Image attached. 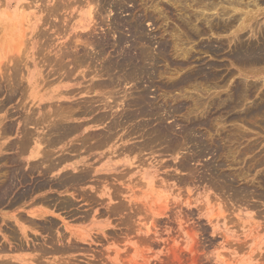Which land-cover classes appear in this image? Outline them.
<instances>
[{"label":"rangeland","instance_id":"obj_1","mask_svg":"<svg viewBox=\"0 0 264 264\" xmlns=\"http://www.w3.org/2000/svg\"><path fill=\"white\" fill-rule=\"evenodd\" d=\"M90 1L0 0V127L6 124L4 128H10L4 134L0 130V156L14 154L11 142L23 138L24 128L30 126L28 130L34 132V137L42 138L45 128L43 130L40 117L44 112L70 105L77 109L79 100L98 94L97 89L85 94L91 82L107 78L94 76L92 70L95 65L98 67V61L88 68L70 65L74 72L67 78L53 70V63L50 64L56 61V51L61 47L69 46V43L73 46L72 42L78 38L85 42V35H76L83 31L78 26L84 24L88 30V23L95 28V38L103 37L102 34L111 40L121 36L130 41L128 44L134 38L144 44L150 39L148 52L155 58L152 66L153 73L157 72L156 75L152 73L155 77L137 80L138 85L123 83L101 92L104 95L116 92L118 110L123 107L126 94L137 93L135 85L148 86L151 101L158 106L164 104L168 114H163V120L167 118L164 123L172 127L173 139L179 143H170L173 148L177 146L172 149L165 142H152L151 148L135 149L136 153L134 150L133 154H128L124 148L141 144L143 139L135 134L128 141L117 140L114 145L91 152L80 147L69 153L72 158L61 164L58 169L63 167L62 170L43 178L58 176L64 170L76 172L71 166L80 161H85L86 168L98 171L91 170L92 175L79 188L43 186L44 191L39 188L30 192L18 201L21 204L16 205L10 204L16 193L5 197L0 207V247H5L1 249L3 252L0 250V264H264V2L257 0L263 5L258 11L249 7L248 14L252 13L249 18L253 17L250 29L236 32L233 27L220 32L211 27L226 23L231 13L229 16L223 14L220 6L217 10L204 11V8L196 7L198 0H134L132 3L128 0H99L100 3L92 0V4ZM205 1L201 0V3ZM98 5L100 9L96 7ZM89 7L100 10L98 14L93 13V19L88 15ZM143 12L152 20L145 18ZM131 19L135 21L131 22ZM116 20L124 25L119 31L114 29ZM138 20L140 31L135 36L136 27H131ZM93 35L89 36L90 40ZM140 36L147 40L141 41ZM143 43L137 42L138 45ZM81 44L77 49L84 46ZM111 49L100 58L115 56ZM88 52L92 54L94 50L88 47ZM70 58L66 62H70ZM85 71L88 75L84 78ZM51 91L59 92V97L51 99ZM30 114L35 120L32 128L24 120L21 122L26 117L32 118ZM89 117L75 114L70 122H85ZM152 124L155 121L152 120ZM83 125L89 131L100 128H93V124ZM186 126L193 128L194 142L188 144L180 137ZM76 132L70 135L69 141L80 145L84 132L81 135ZM69 144L71 142L66 146ZM64 147L56 146V155L63 154ZM33 148L42 149V145L32 144L24 149L26 151H21L24 154L20 152L16 166L23 165L22 169L27 170L28 160H42ZM5 160L0 162V168L4 167L0 169V179L12 165ZM37 175L42 177L39 173L31 175L32 178L14 192L33 186ZM51 196L57 200H51ZM31 206L34 207L25 212ZM50 220L54 221V228L48 227ZM30 222L36 224V228ZM6 227H11L13 233ZM52 243L57 247L49 246ZM39 251H44L43 255Z\"/></svg>","mask_w":264,"mask_h":264},{"label":"bare ground","instance_id":"obj_2","mask_svg":"<svg viewBox=\"0 0 264 264\" xmlns=\"http://www.w3.org/2000/svg\"><path fill=\"white\" fill-rule=\"evenodd\" d=\"M35 1V0H34ZM92 1V0H91ZM90 1V3H91ZM94 1V0H93ZM101 1V0H100ZM137 1V0H136ZM135 1V2H136ZM143 1V0H142ZM177 1V0H176ZM197 1V0H196ZM264 2V0H262ZM99 2V0L97 1ZM127 2H134V0H128ZM153 2V1H152ZM199 2V0H198ZM198 2L196 3V7H200L201 9L204 8V11L205 10H217L216 8L220 6V8L222 9V13L223 14H226L227 16H229L230 14V18L229 20L226 22V23H222L223 25H218L217 26V23H216V26L214 27H211L212 30L215 29L216 31H220V32H225V31H228V30H231V28L233 29V27L236 29V32H239V31H242L243 29L245 28H248L250 29V23H251V20L253 19V17L250 15L252 13H249L248 12L250 11V6H252L253 9H256L258 11V9L260 8V6H263L262 3H260L259 1L257 0H253V1H245V0H206L205 2H202L201 3V0H200V3L198 4ZM100 3V2H99ZM144 3V2H143ZM92 4V3H91ZM104 4V3H103ZM123 4V3H121ZM198 4V6H197ZM264 4V3H263ZM151 5V4H150ZM157 5V4H156ZM176 5V4H175ZM43 6V5H42ZM121 6V5H120ZM144 6V5H143ZM149 6V5H148ZM68 7V6H67ZM99 8V5L96 6ZM103 7V5H102ZM89 7V11H88V15L90 17V19H93L92 15H94L93 13H97L100 11L99 9H93ZM149 8V7H148ZM162 8V7H161ZM159 9V8H158ZM251 9V10H253ZM261 9V8H260ZM142 10V9H141ZM148 10V9H147ZM146 11V9H145ZM134 12V11H133ZM220 12V11H219ZM230 12V13H229ZM253 12V11H251ZM102 13V12H101ZM137 13V12H136ZM144 13V12H143ZM257 13V12H256ZM100 14V13H99ZM135 14V13H134ZM140 14V12H139ZM145 14H148V13H144V17L145 18H148L149 15H145ZM221 14V15H223ZM248 14V15H247ZM257 14H260V13H257ZM133 15V13H132ZM136 15V14H135ZM221 15H220V18H221ZM51 17V16H50ZM110 17V16H109ZM137 17V16H135ZM197 17V16H196ZM258 17V15L256 16ZM87 18V16H86ZM117 18V17H116ZM115 18V19H116ZM138 18V17H137ZM136 18V19H137ZM150 18V17H149ZM255 18V17H254ZM121 19V18H120ZM135 19V18H134ZM140 19V17L138 18ZM144 19V18H143ZM151 19V18H150ZM224 19V18H223ZM152 20V19H151ZM93 21V20H91ZM124 21V20H123ZM132 21H135V20H132L131 19V22ZM89 21H87L88 23ZM129 22V21H128ZM153 22V21H152ZM223 22V20H222ZM122 22H120L119 20H116L115 21V26H114V29L116 31H119L121 30L120 28H122L124 25L121 24ZM124 23V22H123ZM139 20L138 22L136 21V25L135 26H132L131 28H134V34L136 36V33L138 31H140V27H139ZM254 23V22H253ZM90 23L87 24V26L89 27L88 30H86V26H84V24H81L80 26L78 27H81L82 28V32H77V35L76 37H78V35L81 37V35H85L86 36V39H85V42H83L82 40H80L81 38H78L75 43L72 42V45L71 46V43H69L70 45L69 46H65V47H61L60 49H58L56 51V61L54 62H50L53 63V65H51V67L53 68V70H58V72L61 74V76L65 75V77H70L71 74H73L72 72L73 69H71L69 66L70 65H73V67L75 68H79L81 66H86L88 68V66L90 67L91 65H95L97 64V61H98V67H96L97 65H95V69L92 70V72H95V75L94 76H99V77H102V76H106V80H103V81H98V82H91V84L87 87V90H85V94H89L91 91H94V90H98V94L93 96V97H85L82 101H78L77 105H78V108L77 109H73L72 108V105L70 106H65V107H60V108H56L54 109V112H44L41 117H40V121H42L43 123V130L45 128V131H43V135H42V138L38 139L36 137H34V132L33 131H30L26 128H22L23 131H24V135H23V138L21 136L22 139L20 140H16V141H13L11 142V148L14 149V154L10 155L11 157H6L4 155V157L1 155L0 156V162L1 161H4V159H7L11 162V166L8 167V173L6 172L3 176H1L2 178L0 179V207L2 204H4V198L9 196V194L11 193L14 194V201L10 199V201H13V202H10L11 205H16V204H21L18 203V201H20L22 199V197H24L26 194L30 193V192H34L36 190H38L39 188H42L43 186L46 187H49V186H54V187H65V186H74L76 188H79V186L81 184L84 183V180L86 178H88L90 175H92V172H97L98 170L97 169H94L92 167L90 168H86V164L84 165L85 161H80V162H75V164L73 166H71V168L74 170L76 169L77 171L76 172H72V170H64L63 172H60V174L58 176L56 175H53L52 177H49V179L47 178H43V177H47L49 174H52L54 173L55 171L59 172L61 169H58L62 163L64 162H67V161H70V157L69 153H71L72 151H76L81 148H84L86 150V152H91L95 149H101L102 147H106L110 144H115L117 143L118 141L117 140H124V139H127V141L130 139V138H133V135L137 134V136L139 135V137H142V141H141V144H136L134 146H129V147H125L124 148V151L127 150L128 154L129 153H134V150H142V149H149L151 148L150 145H152V142H165L166 144H170V143H174L176 144V140L173 139V135L174 133L172 132L173 129H171L172 127H169V125H166L164 122L167 120L164 121L163 120V114L165 115H168L167 112H166V108L164 107V104L163 106H158L156 104H154L153 101H151L150 99V91H149V87L148 86H136L138 85V83L140 82L139 80H142L144 78H147V80H150L152 79L153 76L152 73L154 71L153 69V65H154V60L155 58L152 57L151 53H149L148 51H150L151 49V45L148 46V44L151 42L150 39L147 41L148 43H143V42H140V39L139 41H137L136 38H133L135 40H131V44H128L130 43V41H126L123 37L121 36H118L116 37L114 40L112 38L109 39L106 36H104L102 34L103 37L101 38H95V34L93 35L94 31H95V28L94 26H89ZM129 24V23H128ZM141 24V23H140ZM127 25V24H126ZM134 25V24H133ZM67 26V25H66ZM128 26V25H127ZM131 26V25H130ZM129 27V26H128ZM127 27V28H128ZM113 28V27H112ZM125 28V27H124ZM252 28V26H251ZM114 30V31H115ZM131 30V29H129ZM142 30V29H141ZM234 31V30H233ZM133 32V30H132ZM143 32V30L141 31ZM251 32H252V29H251ZM43 33V32H42ZM262 33V32H261ZM264 33V32H263ZM133 35V33H131ZM139 34V33H138ZM93 35L94 38H91L90 40V37ZM259 35V33H258ZM262 35V34H261ZM88 36V38H87ZM114 36V35H112ZM145 36V35H144ZM92 37V36H91ZM110 37V36H109ZM131 37V35H130ZM141 37V36H140ZM111 38V37H110ZM141 41L142 40H145L143 39V37H141ZM76 39V38H75ZM127 39V38H126ZM258 39V38H257ZM110 40L112 42H110ZM147 40V39H146ZM145 40V41H146ZM261 40V39H260ZM80 43H79V42ZM144 41V42H145ZM259 41V39H258ZM263 40H261L262 42ZM137 42L139 44H144V45H138ZM75 45H74V44ZM80 44L82 45L81 43H83L84 46H81L79 47V49H77V46H80V45H76V44ZM175 43V42H174ZM48 44V43H47ZM67 44V43H65ZM147 44V45H146ZM170 44V43H169ZM176 44V43H175ZM140 46H142L140 48ZM261 46V45H260ZM259 48H262L260 47ZM263 46V45H262ZM88 47H91V50L93 51L94 50V53H90L88 52ZM150 49H149V48ZM63 48V49H62ZM111 49L113 48V52H115V56L111 55V56H108V57H103V58H100V56L102 57V55L106 54L107 53V49ZM175 48V47H174ZM254 48V47H253ZM264 48V47H263ZM62 49V50H61ZM167 49V48H166ZM172 49V48H171ZM176 50V49H175ZM252 50V49H251ZM259 50V49H258ZM261 50V49H260ZM259 50V51H260ZM38 51V50H37ZM110 51V50H109ZM108 51V52H109ZM165 51V50H164ZM247 51V50H246ZM245 51V52H246ZM258 51V52H259ZM112 52V53H113ZM152 52V51H151ZM178 52V50L176 51ZM244 52V51H243ZM248 52H249V49H248ZM257 52V54H259ZM166 53V51H165ZM175 53V52H174ZM264 53V51L262 52ZM93 54H95L94 56H92ZM110 54V53H109ZM114 54V53H113ZM256 54V53H255ZM72 55V57H71ZM164 55V53H163ZM162 55V56H163ZM166 55V54H165ZM262 55V54H261ZM71 57V58H70ZM154 57H156L154 55ZM44 58V57H43ZM47 58V57H46ZM46 58L44 60H46ZM70 58L71 61L70 62H66V59ZM73 58V59H72ZM260 59V58H259ZM69 60V59H68ZM158 60V59H157ZM256 60V59H255ZM48 61V60H47ZM52 61V60H50ZM186 61V60H185ZM264 61V60H263ZM48 63V62H47ZM49 64V65H50ZM186 64V62H185ZM17 65V64H16ZM93 65V66H94ZM48 66V64H47ZM82 68V67H81ZM11 69V68H10ZM153 69V71H152ZM19 72V71H18ZM91 70L88 72L90 73ZM14 74V73H12ZM155 74V73H153ZM157 74V72H156ZM155 74V75H156ZM85 75H88L87 74V71L84 72L83 76L84 78L86 77ZM90 75V74H89ZM4 76V74H3ZM18 76V75H17ZM6 80V79H5ZM137 80L139 81L137 83ZM153 81V80H152ZM151 81V82H152ZM131 83V82H135V87L138 91L136 94L133 95V93L127 95L126 94V100H123L122 101V104L123 107L120 108V109H116L117 107V102H115L118 97L115 96L116 92H112V94H106V92H104L106 95H104L101 90H106L108 88H111L110 90H112V87H117L118 85L120 84H123V83H126L125 85H128L127 83ZM150 82V83H151ZM154 82V81H153ZM1 83V82H0ZM129 83V84H130ZM158 83V82H157ZM14 84V83H13ZM141 84V83H140ZM148 84V83H146ZM1 85V84H0ZM7 85V84H6ZM134 85V84H133ZM143 85V84H142ZM160 85V84H159ZM158 85V86H159ZM152 86V85H151ZM168 86V85H166ZM171 86V85H170ZM14 87V86H13ZM121 87V86H120ZM164 87V85H163ZM174 87V86H172ZM84 88V87H83ZM86 88V87H85ZM84 88V89H85ZM170 88V87H169ZM164 89V88H163ZM162 89V90H163ZM168 89V87H167ZM172 89V88H171ZM170 89V90H171ZM120 90V89H119ZM133 90V88H132ZM135 90V89H134ZM173 90V89H172ZM171 90V91H172ZM16 91V90H14ZM71 90H69L70 92ZM83 91V90H82ZM123 91V89H122ZM176 91V90H175ZM2 92V91H1ZM68 92V91H67ZM66 92V93H67ZM107 92L110 93V91L107 90ZM136 92V91H135ZM50 93V96L51 99L53 98H56V96L59 97V92H49ZM48 94V93H47ZM46 94V95H47ZM153 94V93H152ZM248 94V92H247ZM244 95L246 96V94L244 93ZM125 96V95H124ZM128 96V97H127ZM152 97V96H151ZM155 97V96H154ZM167 97V96H166ZM44 98V97H41V99ZM153 98V97H152ZM109 99H111L112 102L109 101ZM113 99V100H112ZM121 99V98H119ZM125 99V98H124ZM128 99V100H127ZM157 99V97H156ZM181 99V98H180ZM153 100V99H152ZM165 100V98H164ZM6 101V100H5ZM125 101V102H124ZM160 101V100H159ZM162 101V100H161ZM167 101V100H165ZM114 102V106L112 105V103ZM163 102V101H162ZM175 102V101H174ZM4 104V102H2ZM67 103V102H66ZM116 103V104H115ZM169 103V102H168ZM172 103V102H171ZM170 103V104H171ZM176 104V103H174ZM116 105V106H115ZM121 105V104H120ZM194 105V103H193ZM192 105V106H193ZM209 105V104H208ZM207 105V106H208ZM213 105V104H212ZM2 106V105H1ZM54 106V105H53ZM122 106V105H121ZM129 106L130 109H129ZM176 106V105H175ZM178 106V105H177ZM184 106V105H183ZM75 107V106H74ZM115 107V108H114ZM133 107V109H131ZM167 107V106H166ZM173 107V106H172ZM185 107V106H184ZM187 107V106H186ZM198 107V106H197ZM227 107V106H225ZM119 108V106H118ZM196 108V107H195ZM118 111H116V110ZM178 109V107H177ZM180 109V108H179ZM192 109V108H190ZM173 110V109H171ZM186 110V109H185ZM189 110V108H188ZM32 111V110H31ZM76 111V113L74 112ZM183 111V110H182ZM194 111V110H193ZM192 111V113H193ZM168 112H171V111H168ZM189 112V111H188ZM191 112V111H190ZM33 113V111H32ZM120 113V114H119ZM174 113V112H173ZM187 113V111H186ZM35 114V113H34ZM75 114H80V115H85V116H90L89 119L85 122H81V123H76V124H73L70 122V120L75 116ZM170 114V113H169ZM172 114V112H171ZM170 114V115H171ZM191 114V113H190ZM33 116V114H30V116ZM188 115V113H187ZM186 115V116H187ZM27 116V115H26ZM29 116V115H28ZM31 116V117H32ZM23 117V116H22ZM25 117V116H24ZM191 117V116H190ZM189 117V118H190ZM141 120H140V119ZM19 119V118H18ZM39 119V117H38ZM37 119V121H38ZM185 119V118H184ZM4 120V119H3ZM23 122L26 123V125L28 124H32L33 125V117L32 118H29V117H26L25 119H21ZM152 120L155 121V124L153 125L152 124ZM3 122V121H2ZM168 122V121H167ZM182 122V121H181ZM184 122V120H183ZM187 122V121H186ZM194 122V121H193ZM202 122V121H201ZM200 122V123H201ZM209 122V121H208ZM217 122V121H216ZM9 123V122H8ZM12 123V122H11ZM39 123V121H38ZM170 123V122H169ZM200 123H197V124H200ZM212 123V122H211ZM5 124V123H4ZM15 124V123H12V125ZM23 124V123H22ZM35 124L34 123V130H35ZM83 124H93V128L94 127H97L99 126V130L98 131H89V130H86L87 127L83 128ZM168 124V123H167ZM178 124V123H177ZM196 124V123H195ZM9 126V124H7ZM32 125H31V128H32ZM192 125V124H191ZM206 125V124H205ZM2 126V125H1ZM6 126V124L4 125V127ZM11 126V124H10ZM9 126V127H10ZM22 126V125H21ZM171 126V125H170ZM178 126V125H177ZM193 126V125H192ZM199 126V125H198ZM208 126V125H207ZM215 126V125H214ZM1 128L0 127V130H2L1 134H4V133H7L10 128ZM16 127V126H15ZM175 127V125H174ZM180 127V126H179ZM194 127V126H193ZM200 127H202L200 125ZM199 127V128H200ZM183 128V127H181ZM21 129V131H22ZM195 129V128H194ZM213 129V128H212ZM37 130V129H36ZM84 130V131H83ZM119 130H122V133H118ZM181 130V129H180ZM179 130V131H180ZM197 130V129H196ZM12 131V130H11ZM10 131V132H11ZM17 131V130H16ZM22 131V132H23ZM76 132V131H79L78 132V135L80 133L81 135V132H84L83 133V136L81 137L80 141H81V144L80 145H77L75 142L73 141H69V137L70 135L73 133V132ZM193 131V128H188L187 126L184 127V129H182V132H181V138L183 139V143L185 142L186 144L188 143H191L194 142L192 140V137H191V133ZM120 132V131H119ZM177 132V131H176ZM179 132V133H180ZM195 132V131H194ZM14 133V132H12ZM21 133V132H20ZM77 133V132H76ZM173 134V135H172ZM209 134V133H208ZM212 134V133H211ZM41 135V134H39ZM38 135V137H39ZM77 136V134H75ZM202 135V134H201ZM207 135V134H206ZM215 135V134H214ZM195 136V135H194ZM1 137V136H0ZM204 137V136H203ZM223 137V136H222ZM3 138V137H2ZM8 138V137H7ZM1 139V138H0ZM15 139V138H14ZM209 139V138H207ZM224 139V137H223ZM222 139V140H223ZM9 140V139H8ZM78 140V139H77ZM205 140V139H204ZM225 140V139H224ZM223 140V141H224ZM12 141V140H11ZM210 141V140H209ZM220 141V139H219ZM218 141V142H219ZM226 141V140H225ZM231 141V140H230ZM7 142V141H6ZM68 142H71V144H69L70 146H66ZM196 142V141H195ZM202 141L200 140V143ZM217 142V143H218ZM75 143V144H74ZM157 143V144H158ZM172 143V145H173ZM178 143H179V140H178ZM177 143V144H178ZM207 143V142H206ZM224 143V142H223ZM32 144H34L35 146H39V145H42V149H39V148H33L34 150V153L36 155H40L42 157V160L40 159H37L36 161L34 162H31L30 160L29 161V167L27 170H23L22 169V166L21 167H18L16 166L17 163H19V159H18V156L20 155V152L21 151H26L24 149H28L29 146H31ZM131 144V143H130ZM133 144V143H132ZM176 144V145H177ZM185 144V145H186ZM195 144V143H194ZM205 144V143H204ZM225 144V143H224ZM7 145V144H6ZM128 145V144H127ZM160 145V144H158ZM163 145V144H162ZM172 145L170 144L169 146L172 147ZM182 145V144H180ZM184 145V146H185ZM215 145V144H214ZM2 146V145H1ZM9 146V145H8ZM7 146V147H8ZM56 146H61V147H64L65 149L62 150L63 151V154L61 155H56V153L54 152V148ZM155 146V144H154ZM165 146V145H164ZM195 146V145H194ZM196 146H198V144H196ZM210 146V144H209ZM216 146V145H215ZM5 147V146H4ZM10 147V146H9ZM170 147V148H171ZM177 147V146H174V148ZM181 147V146H180ZM200 147V145H199ZM198 147V148H199ZM202 147V146H201ZM223 147V146H222ZM121 148V147H120ZM167 148V147H166ZM172 147V149H174ZM215 148V147H214ZM249 148V147H248ZM8 149V148H6ZM169 149V148H167ZM205 149V148H204ZM1 150V149H0ZM3 150V149H2ZM66 150V151H65ZM122 150V149H121ZM136 150H135V153H136ZM201 150V149H200ZM8 151V150H6ZM118 149H117V153H118ZM123 151V150H122ZM121 151V153H122ZM144 151V150H143ZM169 151V150H168ZM251 151V150H250ZM23 152H21L22 154H24ZM65 152V153H64ZM79 152V151H78ZM127 152H124V153H127ZM139 152L140 154V151H137ZM203 152V151H202ZM222 152V151H221ZM231 152V151H230ZM6 153V152H5ZM26 153V152H25ZM80 153V152H79ZM121 153L119 154V156L121 155ZM132 153V154H133ZM200 153V151L198 152ZM233 153V152H232ZM85 154V153H84ZM115 154H116V151H115ZM99 155V154H98ZM117 155V154H116ZM216 155V154H215ZM32 156H35V155H32ZM75 156H78L75 155ZM138 156V155H137ZM226 156V155H225ZM23 157V156H22ZM40 157V158H41ZM75 158V157H74ZM112 158V157H111ZM240 158V157H239ZM31 159V158H30ZM134 159V158H133ZM141 159V158H139ZM222 159V158H221ZM235 159V158H234ZM5 160V162L7 161ZM40 160V161H39ZM89 160V159H88ZM99 161V159H98ZM229 161V160H228ZM238 161V160H237ZM236 161V162H237ZM240 161V160H239ZM117 162V161H116ZM231 162V161H230ZM233 162V161H232ZM258 162V161H257ZM9 163V162H8ZM183 163V161H182ZM234 163V162H233ZM261 163V162H260ZM259 163V165H260ZM81 164V165H80ZM95 164V163H94ZM129 164V163H128ZM185 164V163H183ZM182 164V165H183ZM216 164V163H215ZM214 164V165H215ZM258 164V163H257ZM264 164V163H263ZM10 165V164H9ZM26 165V164H24ZM80 165V166H79ZM130 165V164H129ZM187 164H185V167H186ZM93 166V165H92ZM217 166V165H216ZM25 167V166H24ZM188 167V166H187ZM256 167V166H255ZM4 167H1L0 169H2ZM66 168V167H65ZM103 168V167H102ZM206 168V167H205ZM215 168V167H214ZM225 168V167H224ZM252 168V167H251ZM222 169V168H221ZM255 169V168H254ZM6 170V171H7ZM91 170H93L91 172ZM4 173V172H3ZM35 173H39L40 176L42 177H36V180H34V184L33 186H29L27 189H24V190H20V191H15V189L17 187L20 188V184L22 183H25L27 182L30 178L31 175L35 174ZM259 173V172H258ZM219 174V173H217ZM108 176V174H106ZM214 175V174H213ZM230 175V174H229ZM236 175V174H235ZM102 175H100L101 177ZM220 176V175H219ZM98 177V176H97ZM104 177V176H102ZM244 177V176H242ZM259 177V176H258ZM95 178V176H94ZM215 178V177H214ZM224 178V177H223ZM239 178V176H238ZM241 178V177H240ZM225 179V178H224ZM221 180V179H220ZM243 180V179H242ZM32 182V181H31ZM87 182V181H86ZM216 184V183H215ZM224 186V185H223ZM261 186V185H260ZM220 187V185H219ZM244 187V186H243ZM22 188V187H21ZM20 188V189H21ZM44 188V189H45ZM75 188V189H76ZM237 188V187H236ZM59 189V188H58ZM243 190V189H242ZM41 191H44L43 188ZM227 191V190H226ZM39 192V191H38ZM37 192V193H38ZM63 192V191H62ZM61 192V193H62ZM222 192V191H221ZM36 193V192H35ZM55 193V192H54ZM80 193V192H79ZM51 194V193H50ZM83 194V193H82ZM37 195V194H36ZM262 195V194H261ZM29 196V194H28ZM264 196V195H263ZM31 197V195H30ZM48 197V195H47ZM52 197V196H51ZM248 197V196H247ZM13 198V197H12ZM27 198V196L25 197ZM39 198V197H38ZM37 198V199H38ZM92 198V197H91ZM238 198V197H237ZM46 199V198H45ZM51 200H55L56 198L53 196L52 198H50ZM40 200V199H39ZM43 200V199H42ZM49 200V197L48 199ZM47 200L46 203H47ZM57 200V199H56ZM61 200H64V199H61ZM237 200V199H236ZM26 201V199H25ZM36 201V200H35ZM38 201V200H37ZM59 201V200H58ZM71 201V200H70ZM44 202V201H42ZM51 202V201H50ZM49 202V203H50ZM32 204H34V202H31ZM39 203V202H38ZM48 203V204H49ZM54 203V202H52ZM58 203V202H57ZM64 203V202H63ZM67 203H69V201H67ZM72 203V202H71ZM31 204V205H32ZM36 204V203H35ZM42 204V203H41ZM45 204V202H44ZM42 204V205H44ZM59 204V203H58ZM58 204H56L58 206ZM61 204V203H60ZM59 204V205H60ZM52 205V204H51ZM63 205V204H62ZM29 206V205H28ZM53 206V205H52ZM70 205H68L69 207ZM9 207V206H8ZM20 207V206H19ZM26 207V206H25ZM3 208V207H2ZM11 208V206H10ZM9 208V209H10ZM45 208H47V206L45 205ZM63 208V207H62ZM66 208V206H65ZM64 208V209H65ZM5 209V208H4ZM54 209V208H53ZM68 210V208H66ZM2 210V209H1ZM58 210H60L58 208ZM4 211V210H2ZM6 211V210H5ZM9 211V210H8ZM6 211V212H8ZM42 211V210H41ZM5 212V213H6ZM17 212V211H16ZM13 214V213H12ZM18 214V213H17ZM22 213H20V216H21ZM4 215V214H3ZM16 215V213H15ZM19 215V214H18ZM23 215V214H22ZM37 215V214H36ZM8 215L4 216V218H6ZM24 216V215H23ZM22 216V217H23ZM41 216V214L39 215ZM42 216H44L45 218V215L42 214ZM41 216V217H42ZM47 216V215H46ZM2 217V216H0ZM21 217V218H22ZM48 217V216H47ZM50 218V217H49ZM26 221H27V217L25 218ZM30 219V217L28 218ZM56 219V218H55ZM24 220V219H23ZM46 220H48L46 218ZM45 220V221H46ZM4 223L5 220L3 219ZM7 221V220H6ZM41 221V220H40ZM44 221V220H42ZM41 221V222H42ZM44 221V222H45ZM53 221V220H52ZM51 220L48 221V227H53V222ZM9 222V221H8ZM25 222V221H23ZM35 222V221H34ZM43 222V223H44ZM31 223V222H30ZM33 223V222H32ZM30 224V225H34L33 224ZM39 223V222H37ZM7 224V223H6ZM9 224V223H8ZM29 224V223H28ZM57 224V223H56ZM15 225V224H14ZM38 225V224H37ZM9 226V225H8ZM16 227V226H15ZM38 228H41L39 227V225L37 226ZM8 228V227H6ZM31 228V227H30ZM34 228H36V224L34 225ZM54 228V227H53ZM9 231L11 230V232L13 233L12 231V228L9 227L8 228ZM43 229V228H42ZM14 230V229H13ZM45 230V229H44ZM4 231V230H3ZM42 233V231H40ZM10 233V232H9ZM15 233V232H14ZM25 233H26V230H25ZM6 234V233H5ZM17 235H19L18 233H16ZM15 234V236H17ZM48 234V233H47ZM9 235V234H8ZM26 235V234H25ZM50 235V234H49ZM10 236V235H9ZM12 236V235H11ZM14 236V237H15ZM63 236V235H62ZM18 237V236H17ZM21 237V236H20ZM27 237V236H26ZM25 238V237H24ZM48 238V237H47ZM9 239V237H8ZM15 239V238H13ZM34 239V238H33ZM52 240V239H51ZM49 240V241H51ZM59 240V239H58ZM57 240V241H58ZM12 241V240H11ZM55 242V240H53ZM15 242V241H14ZM29 242V241H28ZM48 242V241H47ZM52 242V241H51ZM3 243V242H2ZM16 243V242H15ZM19 243V242H18ZM21 243V242H20ZM26 243V242H25ZM5 243H3L4 245ZM7 244V242H6ZM5 244V245H6ZM14 244V243H13ZM23 244V243H22ZM39 244V243H38ZM37 244V246H38ZM50 244V243H49ZM8 245V244H7ZM16 245V244H15ZM27 245V244H26ZM48 245V244H47ZM56 246V244H53L52 245H49V246H52L53 247ZM20 246V245H19ZM36 246V248H37ZM45 246V245H44ZM63 246V245H62ZM5 248L4 246H1L0 247V250ZM39 247V246H38ZM42 247V246H41ZM57 247V246H56ZM65 247V246H64ZM69 247V246H68ZM17 248V247H16ZM19 248V247H18ZM23 248V247H22ZM30 248V247H29ZM44 248V247H42ZM46 248V247H45ZM40 249V247H39ZM55 249V248H54ZM19 250V249H17ZM36 250V249H35ZM42 250V249H40ZM45 250V249H44ZM46 250H48L46 248ZM45 250V251H46ZM51 250V249H50ZM59 250V249H58ZM2 251V250H1ZM0 251V252H1ZM53 251V250H52ZM3 252V251H2ZM1 252V253H2ZM6 253V251H4ZM41 252H44V251H39ZM48 252H50L48 250ZM60 253V252H59ZM47 254V253H46ZM50 254V253H48ZM53 254V253H52ZM43 255V254H42ZM2 258V256H1ZM37 259V258H36ZM5 261V260H3ZM2 263V261H1ZM11 263V262H9ZM12 264H15V263H12ZM42 264V263H41Z\"/></svg>","mask_w":264,"mask_h":264},{"label":"crops","instance_id":"obj_3","mask_svg":"<svg viewBox=\"0 0 264 264\" xmlns=\"http://www.w3.org/2000/svg\"><path fill=\"white\" fill-rule=\"evenodd\" d=\"M32 207H34V206H31V207H29V208L27 207V209L25 210V212H26L27 210L31 209Z\"/></svg>","mask_w":264,"mask_h":264}]
</instances>
